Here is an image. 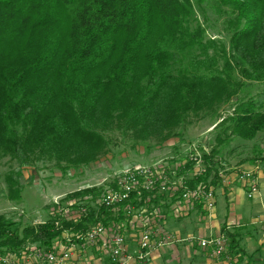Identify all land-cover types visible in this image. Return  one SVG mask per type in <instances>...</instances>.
Masks as SVG:
<instances>
[{"label":"trees","instance_id":"trees-1","mask_svg":"<svg viewBox=\"0 0 264 264\" xmlns=\"http://www.w3.org/2000/svg\"><path fill=\"white\" fill-rule=\"evenodd\" d=\"M209 13L220 19L219 42L204 36L199 17ZM259 82L264 0H0V156L16 161L3 195L20 203L32 180L23 170L34 161L88 165L109 152L114 131L161 145L191 116L229 103L211 152L201 154L205 171L188 182L209 188L229 141L264 131V89L251 95ZM102 189L68 193L43 223L20 227L0 214V255L128 224L122 205L99 203ZM143 194L141 207L159 197Z\"/></svg>","mask_w":264,"mask_h":264},{"label":"rangeland","instance_id":"rangeland-1","mask_svg":"<svg viewBox=\"0 0 264 264\" xmlns=\"http://www.w3.org/2000/svg\"><path fill=\"white\" fill-rule=\"evenodd\" d=\"M199 18L205 28V38H215L219 42L225 35L221 30L220 19L212 13L207 14L205 17L207 19L203 16ZM263 89L264 82L254 83L251 95L254 96ZM230 112L232 108L227 103L218 108L217 114L201 112L197 116H191L190 123L179 129L180 137L170 138L161 145L156 144L155 138L142 140L129 133L109 132L107 136L109 152L105 155L99 154L97 160L76 168H66L65 163L57 164L45 159L34 161L23 170L24 176L32 180L31 184L22 190L20 203L8 201L3 195L6 193L4 177L9 170L16 167V161L10 160L8 156H0V214H3L5 219L18 223L20 227L30 223H43L50 218L52 208L58 203L64 205V198L68 193L91 186H97V188L102 186L105 190L106 185L116 175L136 165L161 164L166 168L168 175L175 178L183 176L184 172H180L179 168L183 164H190V154L194 150L199 154L211 152L215 144L214 137L219 128L215 125ZM229 142L228 147L216 158L218 166L225 164L221 168L225 169L226 166L234 163L235 166L241 163L250 164L254 159L264 157V131L252 141L234 137ZM191 168L192 165L186 172L188 169L192 172ZM258 185L261 189L259 188L257 194L260 192L264 198V188L262 184L258 183ZM257 194L253 199H248L245 189L244 193L240 194V206L235 208L236 214L247 217L245 221L248 223L247 229L252 235V244L255 249L254 254L246 255L245 261L241 264H259L256 258L264 259V242L262 243L264 233L261 230L264 227V208H258V215L253 216L249 213L250 205L254 204ZM262 205L264 207V199H262ZM247 249L251 250L248 247ZM179 259L180 261L174 258L170 262L158 264H200L186 259L182 253Z\"/></svg>","mask_w":264,"mask_h":264},{"label":"built area","instance_id":"built-area-1","mask_svg":"<svg viewBox=\"0 0 264 264\" xmlns=\"http://www.w3.org/2000/svg\"><path fill=\"white\" fill-rule=\"evenodd\" d=\"M189 160L194 169L190 170L192 172H189V169L186 172L187 167L183 164L179 168L180 172H184L183 176L175 178L168 175L166 168L161 164L136 165L120 172L106 185L99 198V203L107 209L122 205L123 212L131 217L128 225L136 227L137 222L141 223L138 251H128L119 223L110 228L99 224L85 232L66 233L64 238L68 246L63 250L58 251L53 245L46 250L28 246L17 253L0 255V264H19L20 257L24 258V263L27 264L32 262L35 264H66L75 248L83 249L99 243L111 264H129L132 261L145 260L152 251L172 243L175 237L159 224L152 223V215L158 213L160 208L157 207L148 212L145 206L141 207L144 202V192L156 195L170 193L178 200L194 204L201 203L208 209L215 205L214 191L211 186L206 188L199 184L191 188L188 184L189 180L205 171L202 155L194 150ZM237 178L245 184L248 198H252L258 192L259 185L255 169H241L237 173ZM131 198H133L132 203H128ZM79 211L83 214L86 212V207H80ZM192 240L194 238L189 239V241ZM196 240L201 248L210 252L211 256H225L230 259L227 254L229 241L226 235L222 234L208 239L197 238Z\"/></svg>","mask_w":264,"mask_h":264},{"label":"crops","instance_id":"crops-1","mask_svg":"<svg viewBox=\"0 0 264 264\" xmlns=\"http://www.w3.org/2000/svg\"><path fill=\"white\" fill-rule=\"evenodd\" d=\"M224 165V163L221 166L217 165L218 179L210 184L215 198L213 208L208 209L201 203L194 204L178 200L170 193L158 195L159 197L153 200L149 206L144 207L148 212H151L154 208H160L158 213L152 215L151 221L153 224H159L164 230L173 235L175 239L172 243L152 251L145 260L132 261L129 264H158L159 262H170L174 258L180 261L179 256L181 253L186 259L200 264H241L245 261L246 255L254 254L252 235L249 233L247 229L248 223L245 221L247 217H242L235 213V208L241 204L240 194L241 192L244 193L246 189L245 184L237 178V173L241 169H255L258 183L262 184V188H264V157L256 158L250 164L241 163L235 166L234 163L231 166H226L225 169L221 168ZM253 197L247 198L253 199ZM256 197L254 204L250 205L249 213L253 216L259 214L258 208H264L262 205V199L264 198L260 192ZM148 201L149 198L146 200V204ZM253 222H255L254 219ZM114 224L117 223L115 222ZM120 227L121 232L125 236L128 251H138L141 223L137 222L136 227L123 223L120 224ZM261 230L264 233V227ZM227 233L232 234L235 242L233 244L235 247L230 244L228 246L227 254L230 259L225 256H211L210 252L201 248L196 240L197 238L208 239L222 234L227 236ZM190 238H194V240L189 241ZM227 238L229 241L228 236ZM67 246L65 238L64 240H56L53 243V247L58 251L65 249ZM247 247L251 250H248ZM19 261V264H27L24 263V258L22 257L19 258ZM256 262L264 264V259L257 257ZM66 264L111 263L99 243L98 245H89L83 249L75 248Z\"/></svg>","mask_w":264,"mask_h":264}]
</instances>
